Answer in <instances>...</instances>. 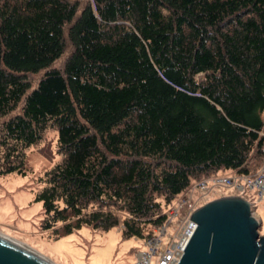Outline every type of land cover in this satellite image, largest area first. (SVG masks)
<instances>
[{"label": "trees", "instance_id": "obj_1", "mask_svg": "<svg viewBox=\"0 0 264 264\" xmlns=\"http://www.w3.org/2000/svg\"><path fill=\"white\" fill-rule=\"evenodd\" d=\"M49 129L41 229L147 237L194 180L264 159V0H0V175Z\"/></svg>", "mask_w": 264, "mask_h": 264}, {"label": "rangeland", "instance_id": "obj_2", "mask_svg": "<svg viewBox=\"0 0 264 264\" xmlns=\"http://www.w3.org/2000/svg\"><path fill=\"white\" fill-rule=\"evenodd\" d=\"M68 52L69 46L52 66H61ZM42 71L30 76L32 86L36 84ZM48 143L51 144L52 150L48 149ZM54 144L55 133L49 129L40 147L32 146L28 150L30 172L27 175H0V234L30 247L55 264H135L138 250L146 246L143 240L137 237L123 239L118 227L97 231L83 226L58 238L52 237L48 230L41 229V203L33 200L37 188L35 180L45 167L58 159ZM230 172L220 170L217 174H231ZM199 179L189 186L192 187ZM208 186H211L210 182ZM188 187L176 194L165 206L166 214L169 215L172 210L174 212L166 224L168 234L174 233L189 210H194L214 198L238 195L249 201L252 212L260 223L258 232L264 235V197L259 199L254 188L239 189L234 185H215L204 192L198 188L188 191Z\"/></svg>", "mask_w": 264, "mask_h": 264}, {"label": "water", "instance_id": "obj_3", "mask_svg": "<svg viewBox=\"0 0 264 264\" xmlns=\"http://www.w3.org/2000/svg\"><path fill=\"white\" fill-rule=\"evenodd\" d=\"M195 228L177 264H264V235L249 201L238 195L195 208ZM0 264H55L30 247L0 234Z\"/></svg>", "mask_w": 264, "mask_h": 264}, {"label": "built area", "instance_id": "obj_4", "mask_svg": "<svg viewBox=\"0 0 264 264\" xmlns=\"http://www.w3.org/2000/svg\"><path fill=\"white\" fill-rule=\"evenodd\" d=\"M264 153V143L261 147ZM215 185H234L239 189L244 187L254 188L257 192L258 198L264 197V159L261 165L253 173H236L231 174H212L197 180L192 187H188V191L193 188H198L201 191H208L211 186ZM182 200H185L182 198ZM193 209L186 214L184 221H182L174 233L168 234L166 231V224L170 220L173 210L167 214L165 220L153 228V231L142 238L146 248L138 250L136 254L135 264H177L183 249L195 228V222L190 219V214ZM253 214V212H252ZM254 215V214H253ZM165 242V243H164ZM154 258V262L152 260Z\"/></svg>", "mask_w": 264, "mask_h": 264}, {"label": "crops", "instance_id": "obj_5", "mask_svg": "<svg viewBox=\"0 0 264 264\" xmlns=\"http://www.w3.org/2000/svg\"><path fill=\"white\" fill-rule=\"evenodd\" d=\"M229 171H230V170H229ZM230 173H232V171H231Z\"/></svg>", "mask_w": 264, "mask_h": 264}]
</instances>
